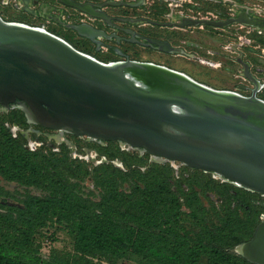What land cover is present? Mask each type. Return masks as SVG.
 Instances as JSON below:
<instances>
[{"label": "water", "instance_id": "1", "mask_svg": "<svg viewBox=\"0 0 264 264\" xmlns=\"http://www.w3.org/2000/svg\"><path fill=\"white\" fill-rule=\"evenodd\" d=\"M93 17L110 21L102 7L138 6L109 1L95 6L60 0ZM255 26L264 18L247 13L223 20L183 19L181 26ZM99 44L106 36L91 25H69ZM166 53L168 41L152 40ZM244 65L255 88L251 95L216 89L188 74L150 62H101L63 38L0 16V105L21 101L28 122L46 129L118 141L147 152L155 162H179L213 173L238 187L264 195V99L261 81ZM236 253L264 264V220Z\"/></svg>", "mask_w": 264, "mask_h": 264}, {"label": "trees", "instance_id": "2", "mask_svg": "<svg viewBox=\"0 0 264 264\" xmlns=\"http://www.w3.org/2000/svg\"><path fill=\"white\" fill-rule=\"evenodd\" d=\"M25 120L21 110L0 116V176L44 194L27 192L12 203L11 192L0 187V264H253L234 249L261 221L264 204L256 193L205 175L182 177L188 189L179 183L174 191L169 163H148L147 155L114 145L101 153L121 159L124 170L110 163L90 167L65 149L30 150L6 126ZM89 178L100 190L98 200L84 191ZM207 192L223 201L206 203ZM50 223L70 230L73 252L51 243L43 254L38 237Z\"/></svg>", "mask_w": 264, "mask_h": 264}, {"label": "rangeland", "instance_id": "3", "mask_svg": "<svg viewBox=\"0 0 264 264\" xmlns=\"http://www.w3.org/2000/svg\"><path fill=\"white\" fill-rule=\"evenodd\" d=\"M147 7L141 10V12L145 13L147 10H150V0H147ZM184 2L185 5L183 7H179L180 10L185 11L189 14H195L197 16H213L214 14H229L232 11L229 8H236L235 5H231L229 3H225L222 0H186ZM192 1V2H189ZM235 4H244L251 8V11L254 13H260L263 15L264 11V2H260L257 0H233ZM151 8L152 11L156 15H164L167 12V3L164 0H151ZM169 11V10H168ZM258 11V12H257ZM0 14L6 20L16 21L20 20L23 17L9 11L7 9L0 8ZM54 32H57L61 36H63L70 43L78 46L81 49L88 48L85 45L80 43H76L75 40L71 37L68 32H65L61 28L52 29ZM176 43L181 44V41L184 48L197 55L198 57L194 58H185L179 56H163V58L159 61L166 63L167 65L173 67L176 70L182 71L195 80L207 84L216 89L222 90H230L234 92H238L243 94L238 88V85H249L251 88L253 87V83L249 80H246L240 73L242 71V66L235 60V57L242 53L246 61H251L252 64V73L262 81L264 84V43L261 38L264 39V35L258 33L253 28L234 24L230 25L226 28H206L204 26H191L188 27L185 31L175 32ZM145 57V56H144ZM150 59V55L147 56ZM254 58H257L259 61L255 62ZM156 59V58H155ZM200 59L207 60L213 63L218 64V66H211L206 63H202ZM249 94V93H247ZM264 95V87L258 93V97L262 98ZM263 99V98H262ZM2 109L0 108V115H2ZM18 127L27 131L24 126L18 125ZM40 129L38 126L33 125L32 131H38L36 129ZM42 131H44L42 129ZM46 132V131H45ZM51 134H56L55 130L50 131ZM21 132L18 131V134ZM66 138L68 140H72L75 144V149L70 150L71 157L81 156L83 160H85L90 167H96L102 163H110L115 167L119 168L118 165H122V161L119 159H115L114 161L108 159V157H104L101 154L100 149L107 150L112 145L118 146L121 151L132 154H140V150L131 149L127 145L122 144L121 142H106L99 143L96 141H90L87 138H79L72 134H66ZM27 146L31 148L43 149L47 151H53L54 149H63L67 148L65 143H57L55 140L50 139L49 137L43 135H39L36 132L28 133V138L26 137ZM97 152V153H96ZM86 158V159H85ZM148 163H158V164H167L169 162H155L151 160V156H148ZM174 166H180L179 162H171ZM183 165V164H182ZM185 172L190 174L189 178H193L196 176L205 175L208 178L215 180L217 183H228L223 181L221 178L215 176L213 173L204 172L199 169H191L186 165L181 167ZM145 169V167H142ZM180 179V176H175L173 179L175 184ZM186 178V177H185ZM84 191L89 194L93 199L98 200L100 198V190L97 189L94 185L92 179H87L84 181ZM0 187L5 188L10 191L13 195V198L9 199L12 203L14 201H18L17 199L23 198V196L27 192H31L35 195L41 196L44 194L43 191L36 187H28L22 185L16 181L8 180L0 176ZM126 189H129V186L125 185ZM208 193V192H207ZM202 195V199L209 203V201H214L219 204L218 196H215L213 192H209L211 195ZM214 195V199L212 198ZM259 200L264 202V196L259 194ZM40 242L46 243L47 241L52 243V247L62 251V252H73L74 249V236L71 234L70 230L59 225L58 223H50L48 227L41 230L40 235L38 237ZM50 247H43V254L48 255ZM236 251V248L234 249ZM121 264H135L130 261L122 262ZM202 264H205V260H203Z\"/></svg>", "mask_w": 264, "mask_h": 264}, {"label": "flooded vegetation", "instance_id": "4", "mask_svg": "<svg viewBox=\"0 0 264 264\" xmlns=\"http://www.w3.org/2000/svg\"><path fill=\"white\" fill-rule=\"evenodd\" d=\"M75 1H78L81 3H93L95 4V6L104 4L109 1L126 2L129 4H138L141 2V0H75ZM164 1L167 3V8L169 10V11L167 10V12H165L164 15L162 14L156 15L152 11L151 0H150V10H147L145 13L141 12V10L147 7L146 6L148 3L147 0H143V2H141L138 6H129V5L104 6L102 7V9L105 10L107 14L111 17L110 21L108 22L103 18L93 17L85 12L78 10L77 8L66 6L62 4L60 0H0V8L7 9L9 11L17 13L23 18L20 20H16V21H10V20L4 19V17L1 14L0 16L6 21L19 22V23H23V24H26L32 27L47 30L63 38L64 40H66L63 36H61L60 34L52 30L54 28H61L65 32H68L71 35V37L75 40L76 43L85 45L88 48V50L78 48V46L66 40L68 43H70L76 49L104 63L134 60V61L150 62V63L159 64V65H164L172 69L174 68L159 60H161L163 56H175V57L179 56V57H185V58L198 57L197 55L187 51L184 48V46L182 45V43L185 42L184 40L181 41V44H178L175 42L176 41L175 32L185 31L187 30L188 27L195 26V25H189V26H184V27L181 26L183 19L192 18L196 20L200 19V20L226 21L231 18H236L242 13H247L253 19L264 18V11H263V15H261L260 13H254L251 11V8L249 6L244 5V4H235V1L233 0H222L225 3L235 5L236 8H229L232 11L231 13L221 15L222 13L220 12V14L216 13L211 17L210 16H197L195 14H189V13H186L185 11L180 10L179 7H183L185 5L184 2H187L186 0H164ZM257 1L264 2V0H257ZM189 2H192V1H189ZM81 24H88L98 30H102L106 33V36L98 37L97 38V40L99 41V44H98L87 37L81 36L77 31H75L73 28L69 26V25H81ZM234 24L245 25L242 23H234ZM234 24H231V25H234ZM197 26H204L206 28H210V27L226 28L228 27V26L213 27L209 25H197ZM246 26H249L253 28L254 30H256L258 33L264 35V23H261L255 26H250V25H246ZM152 40L168 41L174 48L182 49V52H179V53L162 52L156 48V45L152 42ZM148 55H150V59L147 57ZM235 60L242 66V71H240L241 75L246 80H249L248 78L244 76L245 70H244V65L241 63V61L248 62L250 64V71L252 73L251 61H246L242 53H239V55L235 57ZM200 61L202 63H206L213 67L218 66V64L207 61V60L200 59ZM263 87H264V84H263ZM238 88L240 89L241 92H243V95L249 96L252 94L253 89L255 88V85L253 84V87L251 88L249 85L241 84V85H238ZM22 104L23 103L21 101H18L14 104H11V107L9 109H5L0 105L2 112H4L2 113V115L3 114L8 115L11 111L21 110L25 116V119H26L25 125L21 124L20 122L19 123L18 122H7L6 123L7 128L10 130L13 136L18 137V135H21L25 139V141H27L26 137L28 138V133L36 132L39 135L44 134L50 139L55 140L57 143H60V144L65 143L67 148L64 147L63 149H65V151L70 155L69 153L70 150L75 149L76 147L72 140H68L66 138V134L70 135V133H67V132L60 133L59 131H55L56 134H51L48 132V130L51 131V129H46L37 124L29 123L25 112L21 109ZM18 125H20L21 127L24 126L23 128H25L27 131L25 132L21 130L18 127ZM33 125L38 126L40 129L37 128L36 130L38 131H32ZM42 129L44 131H42ZM18 131L21 132V134L20 133L18 134ZM79 138H87L88 140H90L87 136H83ZM90 141H96L99 143L107 142V141H101V140H90ZM124 145H127V144H124ZM25 146L28 149H30L27 146V142ZM127 146L131 148L129 145ZM63 149L58 148V149H54L53 151L61 152ZM131 149H134V148H131ZM30 150H37V148L36 147L31 148ZM140 152H141L139 154L140 157H145L146 155L149 156L147 152H142V151ZM129 154H132V153H129ZM102 155L104 157H107L104 154ZM72 158L78 159L77 156H74ZM79 158L80 160H83L81 159L82 158L81 156H79ZM115 159H119V158H115ZM115 159H113L112 161H114ZM151 160L154 161L152 157H151ZM119 161H121V159H119ZM169 164L175 170L174 175L180 176V179L178 178L179 180L177 181V184H175L173 179L171 180V183L173 185V190L178 191L177 186L179 183H181L183 187L185 186V189H188L187 186L184 185V182L181 179L182 177L189 178L190 174L188 172H185L181 168L183 167L181 163L179 167L172 165L171 162H169ZM118 166L120 169H123V170L125 169L124 165L123 166L118 165ZM222 180L225 182H229L224 179ZM229 185H232L240 189H245L242 187H238L234 185L233 183ZM245 190L249 191L247 189ZM249 192L256 193L257 198L255 199V201L261 202L258 197L259 193L253 192V191H249ZM213 193L215 194V196H218L219 201L221 202L223 201L222 198L218 194H216L215 192ZM207 195H211V194L208 192ZM213 196L214 195H212V198L214 199ZM262 203L264 204L263 201ZM260 220L261 221L264 220V213H262Z\"/></svg>", "mask_w": 264, "mask_h": 264}, {"label": "built area", "instance_id": "5", "mask_svg": "<svg viewBox=\"0 0 264 264\" xmlns=\"http://www.w3.org/2000/svg\"><path fill=\"white\" fill-rule=\"evenodd\" d=\"M50 247V243L47 241L45 244H44V247Z\"/></svg>", "mask_w": 264, "mask_h": 264}, {"label": "bare ground", "instance_id": "6", "mask_svg": "<svg viewBox=\"0 0 264 264\" xmlns=\"http://www.w3.org/2000/svg\"><path fill=\"white\" fill-rule=\"evenodd\" d=\"M60 133H62V132H60Z\"/></svg>", "mask_w": 264, "mask_h": 264}]
</instances>
